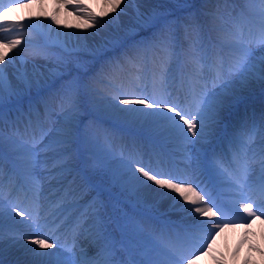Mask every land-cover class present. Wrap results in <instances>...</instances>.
<instances>
[{
  "label": "bare ground",
  "instance_id": "1",
  "mask_svg": "<svg viewBox=\"0 0 264 264\" xmlns=\"http://www.w3.org/2000/svg\"><path fill=\"white\" fill-rule=\"evenodd\" d=\"M164 1L167 0H153L152 3L151 0H146L145 2L149 3L147 4L144 0H122V7H118L115 11H113L112 0H25L22 3L17 2L11 6L6 5L5 0H0V9L7 10L9 7L12 9L11 11H7V21L14 19L24 21V29H27L28 32L27 37H32L31 39H28V41L20 43L13 49H9L4 42L0 43V52H2L5 56L4 62L0 64V68L5 69L6 76L11 81L12 85L17 88L19 94L21 95L28 92L36 94L49 89L55 82L59 83L65 80L70 74V68L72 66L78 68L81 67V64L73 62V57L59 61L58 59L52 58V55H47V58L35 55L36 51H38V46H42L44 48H57L69 53H80L82 55V59L79 61L85 64V66H83V74L88 78L85 82L83 92L80 95V98L82 99L80 104L84 103L90 108L88 112L89 114L87 113L81 115H87L85 117L91 118L98 129V132L90 130L88 132V136L85 135L82 139L78 138L79 142L75 146L76 151L73 154V159L70 164L71 172L64 173L59 175L57 179L50 180L48 173L44 169H42L41 173V170H38V167L30 169L28 164H22L20 162V160H23L27 163L26 148L29 142L27 139L22 138L23 134L19 133L22 129H19L18 126L14 127L15 134L18 138L11 137L9 135L10 133L5 129V123H3L5 139L3 159H5V155L7 158H11L13 160L10 165H8L9 163L7 162L4 166H2L3 174L0 175V177L2 176L0 180V184H2L0 186V191H2L3 196H7V201L4 204L6 210L8 209L9 202L17 205L19 210L28 209L29 204H32L33 202L37 187V184L34 185L33 182L38 181V183H42V185L45 186V188H43V196H39L41 211L47 210L50 204H54L55 201L61 198L74 199L79 204V208L76 211H81L85 207L84 202L88 199L87 197H84V193L83 199L79 197L81 190L74 191L75 188L69 187L73 183L74 179H77V181L80 182L79 178H83L85 176L91 177L96 175L99 177L101 172L106 169L107 163L104 164V159V163L101 161L105 155L100 154V152L96 154L95 149L91 147L92 143L90 144L91 137H96L98 135L101 136L109 145L114 158L118 157L120 160L124 158L128 160L134 158L140 160L142 166L150 165L153 169L171 171L173 173L174 171L172 169V165H175L176 159L179 166L177 168H179L181 172L186 173L183 176L188 177L192 181V185L197 186V184H200L207 187V174L214 176L217 172V170L212 167V162L215 161L216 158L211 157L209 147L217 140L216 138L221 135L219 134L222 131L221 125L223 122H227L226 119H223L220 122V117L218 116L219 130H216L218 127L217 123L214 126L211 135L206 137L205 140L191 145L178 139L175 134L171 133L166 128L163 122H145L144 120H134L118 110L126 108H144L147 111H152L144 104L142 105L136 102L143 99L145 96H153L156 99H166L170 104H189L190 101L185 95L183 83H180V85L177 86L178 83L173 81L175 80V77L172 78L173 74H176L178 71L177 67L175 68V58L173 55H168V62L163 64L168 69L166 82L173 85L172 92H175L176 97H174L173 100L171 98H160L155 90H151L152 86L149 84V80H145L147 73V68L145 67H142L144 72L142 71L143 75L141 77H136V74H132L133 76L130 77L131 79L129 83L124 85L121 84L123 82L122 81L120 84H117L116 90L112 88L100 89L99 87L98 89L91 90L92 88L97 87L92 75L102 73L108 68L112 69L114 65H116L114 62L118 63L122 61L120 63H126V56L133 55L131 60L136 62L135 59H137L138 55L144 48V46H141L139 41L136 40L125 44L122 56H107L110 54L113 46L117 44V38H126L130 31L132 32L134 30L137 33L144 28L137 22V20L128 19L127 16H129V14H126L125 11H132L133 9H136L141 14L150 15L153 10V6H155L156 3L161 5ZM233 3L238 7L246 6L244 7L245 10L250 4V1L233 0ZM78 7H90V11L100 18V23L94 22L93 20L88 19L87 16L78 13L76 11ZM160 7L161 6H159V8ZM224 7L229 6L227 4H222L219 8L224 9ZM230 9L232 10L231 7ZM239 13V10H235L234 12V19H236L237 22H232V20H230L232 29H235V25L239 23L238 17L236 16ZM203 18L206 19L205 17ZM244 20L251 27L259 25L260 22V20L256 21L250 19L248 16ZM101 23L103 26H101ZM180 25L182 33L180 48L181 51L184 52V56L181 61L191 64L189 65V68L191 69L189 70V76L197 78L195 75L197 67L200 69H204V67L197 64L193 60V57L189 55V51L193 47L194 32L197 28L191 26L190 22L186 21L184 18H182ZM257 28H251V30L257 32ZM165 29L166 31L169 30L172 35L173 31H171V29ZM160 32L163 33L164 28H160ZM235 32L233 31L228 34L230 36ZM30 33L32 34L30 35ZM170 34H166V37L173 38ZM245 36L247 35L245 34ZM29 40L31 43H29ZM161 44H165V42L162 41ZM260 55H264V47H261V49L256 53V56ZM12 58L16 59L15 64L8 63L9 59ZM93 58H99V60L94 62ZM5 62L8 63L9 67L5 65ZM132 64L135 66L134 63ZM57 65H59V72L55 76L47 78L46 81L41 83L40 87H32L30 90H25L19 85V81L17 79L18 72H27L30 76L34 71H39L43 72L45 76L48 77L49 69H54ZM160 67L161 63L157 62L155 68L158 71V76ZM110 69L108 71H110ZM113 79L115 80V77H113ZM203 85L204 88H199L201 90H196V93L209 91V84L203 82ZM234 86V95H228L225 98L224 103L229 104L232 102L231 109H233V107L240 102V104H242L243 101L248 100L247 97L249 96L257 97L264 94V86L254 81L249 82L247 86H242L241 84H234ZM131 87L134 88L132 92ZM127 90L129 91V94L127 93ZM64 93H59L58 96L60 95L61 97ZM73 94L74 93H69V95ZM117 97L120 101L127 99L130 103H118ZM75 99L78 98L75 97ZM66 108L67 107L59 110H52V108L49 107L52 111V115L58 116L57 118H60L59 120L61 123L63 112ZM43 112H45V109L41 110V112L36 111L37 114L30 117L28 122L31 121L34 125H37L41 122L38 115ZM45 115L46 113L42 114V116ZM169 115H172V113H169ZM82 117L83 116L79 115V120L77 122L78 128H81L84 122V118ZM263 117L264 116L262 115L257 118V124L261 123V119ZM240 121L243 123L244 120ZM234 123L233 119H231V121H228V126H233ZM189 135L191 134L189 133ZM122 136L126 138L131 137L141 139L151 146L158 154L155 151H151L155 154L149 153L148 156L150 159L148 161H144L141 156L138 155L135 148H128V146L122 145ZM224 145L228 148V156L234 152L232 148L228 147L226 139L224 141ZM163 147L165 149H163ZM142 149L144 151L145 147ZM262 149H264V140H260V142H258V144L254 147H250L249 152L252 153V159L258 158ZM237 151H242V149H238ZM168 153L170 155L172 154L175 159L171 157V161ZM106 155L109 156L107 152ZM154 155H156V157ZM216 155L217 154H215V156ZM144 157L146 158V155ZM108 158L110 160L113 157L110 156ZM219 161H221V165L227 166L226 159H221ZM118 162H112L117 169L120 165ZM12 164H17L19 169H14ZM233 172H231V174ZM24 174H28V176ZM22 175H24V178L27 181V187L19 188V190H17V187L20 184L18 182H13L16 180L21 182ZM137 175L139 174L137 173ZM258 180L259 178L249 173V182L254 183ZM92 181L97 185L99 184L97 179H92ZM80 183L83 184L82 182ZM147 184L150 188H147V186H145V188L139 187L135 192L137 193L141 191V194L143 195L146 193L145 189L154 191L156 197L162 198L158 199L159 208H155L150 205L146 207L130 197L122 200L127 203V206H132L133 214L138 217L140 221H144V215L149 214L151 216L150 221L153 230L159 232V230L161 228H165V224H167L168 229L173 232L176 237H179L183 245L186 239L196 241L197 245L193 246L192 249L184 245V249L187 253H194V264H264V216H260L258 214L257 217L252 219L249 223L245 222L243 218L246 214H243V216L238 214L233 215L223 210L224 213L227 214V218L229 220L236 218L237 222L235 224L229 223L227 227H223L222 229H215L214 238L207 241V243L211 246L204 248L203 251H200L201 245L204 243V237L207 235L204 232L203 225L200 224V221H209L211 223L221 220L223 217L220 215L216 217H201L199 213L191 214L185 209H192L197 206L203 207L204 204L192 205L190 203H186L182 199H179L178 202H174L173 197L177 196L175 192L174 194L170 192L168 195L164 196L161 195V193L168 192L167 189L160 188L151 181H148ZM223 190L226 205L229 206L228 200H230V202L234 203V207H236L238 205L237 201L241 200L242 197L240 192L235 187L234 181H225ZM245 191H247V189H245ZM211 194L213 197L212 191ZM79 200H81L80 203ZM215 202L216 205H218L216 200ZM229 209L235 212V209L230 206ZM217 210V207L213 209V211ZM239 211L242 212V210ZM100 213L107 230L109 232L112 231V227L109 224L108 219H113V214H108V212L104 210ZM45 214L46 212L41 213L42 216ZM124 217L125 215H121L120 219H124ZM62 218L63 217H61V219ZM49 219L50 223L52 218L49 217ZM157 220L162 223L159 224ZM29 224L30 221L27 214H25V216H19L16 214V211H12L11 215H8L6 211L3 224L0 226V230H9H2L3 239L0 240V248L3 249V264H43L45 258L30 251V248L37 249L39 252L52 253L60 251L62 258H72V252H70V255H67L62 250L58 249L55 244H53L54 246L51 248L44 249L39 248L38 245L30 243L31 240L36 238L45 239L46 237L43 235H37L34 228L30 227ZM112 224L114 225V229L118 230L116 223L112 221ZM165 237L170 238L171 243L177 242V240L171 239V234H168V236ZM47 242L52 244L49 241ZM77 244L78 246L73 248V252L78 254L81 249L84 250L88 246L89 250L84 251H86L89 256L95 255L97 249L91 242V237L86 235L81 236ZM118 256L120 258H125V254L122 252L118 253Z\"/></svg>",
  "mask_w": 264,
  "mask_h": 264
},
{
  "label": "snow or ice",
  "instance_id": "2",
  "mask_svg": "<svg viewBox=\"0 0 264 264\" xmlns=\"http://www.w3.org/2000/svg\"><path fill=\"white\" fill-rule=\"evenodd\" d=\"M121 2L122 0H113L112 10L115 11ZM259 2L264 4V0H259ZM11 10L10 7L7 10L0 9V24L11 23L7 21V11ZM78 10H80L79 7ZM155 15V11L152 17H144V14H139L140 18L145 21L154 18ZM88 19L100 23V18L94 13L90 14ZM101 26H103L102 23ZM15 27L23 29L24 25L22 23L16 24ZM0 43H3V41H0ZM20 43L19 39L8 41L12 48H15ZM29 43H31L30 40ZM225 43L230 47L232 55L230 63L226 66V71H223L225 69L223 58L219 61L222 71L217 73L216 78L212 82V89L219 87V91L210 90L194 94L191 102L186 105L170 104L166 99L145 96L136 102L142 105L147 104V107L153 109V111H147L144 108H126L118 109L119 112L134 120L163 122L171 133L187 144L194 145L205 140L206 137L211 135L214 126L219 123L218 116L225 103V98L230 94L234 95L235 92L234 84L226 80L225 76L235 77L242 86H247L249 82L253 81L264 86V55H255V49L264 47V26L260 28L257 34L247 37L244 31L239 29L231 34L225 40ZM35 55L47 58V53L43 49L37 51ZM4 59V54L0 52V64L4 62ZM15 62V58L8 61L9 64H15ZM198 71L197 69V73ZM58 72L59 65L54 69H49L48 77L39 71H34L30 76L27 72H18L17 79L23 89L30 90L32 87H40L42 82L51 76H55ZM167 74L168 69L161 65L159 81L162 86L166 83ZM164 91H167L166 88ZM73 92V95H69V93ZM75 94H78V89L74 91L69 86L60 97L61 106L64 104L68 105L63 112L60 127L51 130V135L48 131H42L39 138L33 135L31 142L26 148L29 168L35 169L42 166L48 173L50 180L57 179L59 175L71 172L70 164L76 151L75 146L78 143L76 129L80 115L79 102L75 99ZM18 95L19 91L6 76L5 69L0 68V175L3 174L5 101L11 100ZM149 99L152 100L151 104L148 103ZM117 100L118 103H130L127 99L120 101L117 97ZM50 111L48 103L45 102V112L49 113ZM169 113H172V115H169ZM258 131L262 133V138H264V118L261 119L259 125L253 120L249 130V141L255 140ZM231 143L243 144V141L239 137H234ZM252 162L260 166V177L257 182H249L250 164L247 160L240 162L231 174L234 185L242 197L241 200L237 201L238 215L243 216V214H246L243 218L245 222L249 223L258 214L264 216V149L261 150L259 157L254 158ZM220 166L221 161L215 160L212 162L214 169L219 170ZM113 177L130 192L137 191L140 186H149L147 182L151 181L160 188L168 190V192L161 193V195L166 196L170 192H175L177 196L173 197L174 202L182 199L192 205L204 204L203 207L197 206L192 209H185L191 214L199 213L201 217L222 216L221 220L211 223L209 221H200L204 232L207 234L204 237V243L201 245L200 251L211 246L207 241L214 238L215 229H222L227 227L229 223L235 224L237 222L236 218L231 220L227 218V214L216 205L211 192L205 186L197 184V187L201 189L198 192L195 187H192V181L186 176L177 175L171 171L153 169L150 165L141 166V161L133 158L122 161L118 170L113 171ZM34 183L37 184V188L31 210H19L17 205L11 202H9L6 210L3 194L0 191V226L3 224L6 211L8 215H11L12 211H16L19 216L27 214L30 221L29 226L34 228L37 235L46 236L45 239L36 238L31 240L30 243L38 245L39 248L47 249L54 246L47 242L48 239H52L58 249H66L68 252H72V258H62L60 251L49 253L39 252L37 249L30 248V251L45 258L43 264H194V253L185 251L179 237H177L176 243L169 242L160 246H150L143 240L145 231L143 223L135 221L133 217H128L127 214L124 217L125 222L118 225L121 228V238L117 241L107 230L99 210L102 204L97 206L95 198L89 202L91 205L90 211L86 208L82 212L76 211L79 208V204L74 199L61 198L55 201L54 204H50L46 214L42 216L38 181H34ZM201 192L204 195H201ZM252 192L257 194V199L253 200L251 195H249ZM213 207H217L218 210L213 211ZM239 210H242V213ZM49 217L52 218L51 225L49 224ZM61 217L63 218L61 219ZM45 229L51 230L52 234L49 235L44 231ZM61 230L66 237H71V244L68 243L67 239L63 242L61 241L60 235L56 234ZM85 235L91 237V242L97 249L93 256H89L83 249L78 254L73 252V248L78 246L79 238ZM2 239L3 233L0 230V240ZM121 252L125 254L126 258L118 256V253ZM0 264H3L2 248H0Z\"/></svg>",
  "mask_w": 264,
  "mask_h": 264
},
{
  "label": "rangeland",
  "instance_id": "3",
  "mask_svg": "<svg viewBox=\"0 0 264 264\" xmlns=\"http://www.w3.org/2000/svg\"><path fill=\"white\" fill-rule=\"evenodd\" d=\"M8 1H9V3H16V2H20L21 0H15V2H14V0H8ZM145 1L146 0H144V2ZM217 1H219V0H206V1H204V0H186V2H185V0H167V1L162 2L161 5L159 3H156V5L153 6V10H152L150 15L144 14V17H152L153 12L155 11V13H156L155 17L148 19L146 21L142 20L140 18L139 14H141V13H139L138 10H136V9H133L132 11L126 10L125 13L129 14V16H127V18L131 19V20H137V22L139 24H141L142 27H144V28L140 32H137V33L134 30L132 32L130 31L128 33L126 39L125 38H123V39L117 38L119 42L117 41V44H115L113 46L110 54L107 56H109V57H113L114 55H117L118 57L122 56L123 47L125 46L124 44L138 40L139 43L141 44V46L143 44L150 43V46L148 49H151L153 51L154 56H155V54L158 56V58H159L158 62H160L161 65L166 64L168 62V55L174 56V54H175L176 57L179 56L178 53H179L180 29H181L180 24H181L182 18H184V19H186V21L190 22L191 26L197 28V29H195V32H194L193 47L189 51L190 52L189 55H191L193 57V60L197 64L202 65L204 67V69H200L197 67V69L199 71L197 73V70H196L195 75L197 77V75H200V74L204 75L205 73H209V75H210L213 73L212 79L214 80L217 76V73L222 71V69L219 66L220 59L223 58V60L225 62V69H223V71H226V66L229 63V62H227V57L230 54L231 49L228 46V44L225 43V40L227 39L226 34L228 33V30L226 29V25L224 23H226L229 27H232L231 22H229V23L227 22L228 19L232 20L231 18H229L231 16V12L229 11L230 7H224V9L219 8L221 5L219 4V2L217 3ZM221 1L225 2V0H221ZM147 2H145V3H147ZM152 2H153V0H151V3ZM227 2H229V0H227ZM147 4H149V3H147ZM218 4H219V7H218ZM159 6H161V7L159 8ZM233 6H234V9L236 10V8H235L236 5L234 4ZM121 7H122V5L120 3L119 8H121ZM76 11L80 14L87 16V17L93 13L92 11H88L86 8H80V10H78V8H77ZM225 11H226L228 16L224 15ZM248 12L252 16L264 15V4H261L259 2V0H253L252 5L250 6ZM200 14H202L205 17H209V18L207 20H202V19H200ZM221 16H222V19L220 18ZM224 19L227 21H225ZM233 20H234V18H233ZM233 20H232V22H233ZM261 25L264 26V20H262ZM241 27L245 33L246 29H245L244 25L241 24ZM160 28H164L163 33L160 32ZM165 28L171 29V31H173L172 35L174 38H171V37L167 38L166 37V34L169 35L171 32L169 30L166 31ZM204 29H208L210 32L208 34H206V32H204ZM230 31L235 32V29H230ZM24 33L25 32L23 31L22 34H24ZM31 34L32 33H30V35ZM147 34H148V36H147ZM25 37H27V36L25 35ZM219 37H221L222 39H220ZM216 38L219 41H217V40L215 41ZM22 39L24 40V38H22ZM10 40H13V39H10ZM129 40H131V41H129ZM126 41H128V42H126ZM162 41H164L165 44H161ZM203 46H205V48H203ZM121 48H122V50H121ZM166 48H167V50H166ZM41 49H43L47 53V55L52 54L54 58H57L59 60L66 59V58L70 57L69 53L61 51V50L56 49V48H47L45 50V48L42 46L37 47L38 51ZM47 50H49V52L51 54L48 53ZM113 50H115V52H120V51L121 52L119 54H117V53L113 52ZM143 50H144V48H143ZM143 50L138 55L139 57L137 58V60L141 59L144 62L145 60L149 59L150 52L149 51L143 52ZM204 53H205V57H204ZM193 54L195 57L193 56ZM225 55H226V57H225ZM75 56L76 57L74 59L79 61L78 56H80V54L75 53ZM132 58H133V55H132ZM205 58L208 60H206ZM207 61H210L212 63V67H209V71L207 69V65H208ZM200 62H201V64H200ZM175 63L176 62L174 59V64ZM155 65H157V64L155 63ZM189 65H191V64H189ZM80 66L81 67H79V69L83 72V66L82 65H80ZM73 67L74 66H72L71 68H73ZM182 68L184 69L182 74H185L186 73V70H185L186 64H182ZM79 69H74L72 71V74L74 76L71 79L69 78V75H68L65 80H63L59 83H54V85L56 84V86H57L56 89L51 88L49 90L48 95L55 98L53 100L52 106L50 105L52 110H59V109H62L64 107H68L67 104H64L63 106H61L60 95L58 96V94H59L58 90H61L60 93H62L63 87H64V90H66L69 86H71L73 90L78 89V94H76V97H79L80 94L82 93L84 83L87 79L82 78V73L80 72ZM135 72H137V71H135ZM96 76H97V74L94 75L93 77H95L96 80H98L99 76H97V77ZM206 76H208V75L206 74ZM174 77L177 78V75L173 74L172 78H174ZM179 77L182 78V76H179ZM225 79L231 81L233 84H239V81L236 80L235 77L225 76ZM145 80L148 81V79L146 77H145ZM158 82L160 83L159 76H158ZM166 83L168 84V82H166ZM206 83H208V82H206ZM190 85H191V82H189V86ZM208 87H209L208 88L209 91L210 90L216 91V89H212V88L210 89V84ZM165 88L167 90L166 92L164 91ZM217 88L219 89V87H217ZM161 89H163V94H165V96H168V95L172 96L170 89L168 88V85H164L163 87H161ZM127 93L129 94L128 90H127ZM39 97H41L40 94H39ZM257 97L264 98V94H261ZM48 98L50 100H52V98H50V97H48ZM188 98H189V96H188ZM252 100L253 99H248L246 101H243L240 106L238 105L239 107H237V110H239V111L242 110V113L240 115H243L245 112L247 113V109L249 108ZM148 103L151 104V102H148ZM5 104L6 105H5L4 110L9 109V108L14 106L13 104H11L9 102V100H6ZM229 105L231 107L232 102H230L229 104H224L223 108H222V112L230 109ZM89 110H90V108L87 107L86 112L85 113L82 112L80 114H87L89 112ZM50 112L52 113V111H50ZM262 115L263 114H261V116ZM50 116L51 115L48 114V118ZM219 117H221V116L219 115ZM236 117L238 118L239 116H236ZM5 118H7L6 114H5ZM239 118H241V117H239ZM240 120H245V118L240 119ZM49 121H50V123L53 122L52 120H49ZM233 121L236 122L235 119H233ZM27 122H28V120H26V123ZM4 123H5V129L10 134L16 135L15 129H14V127L16 125H14V127H13L11 124H8L6 121H4ZM243 123H244V121H243ZM246 124H247V122H246ZM246 124H245V126H246ZM26 128H27V125H26ZM87 128H89V126L81 129V131H84L83 133L89 132L90 130ZM26 130L28 131V129H26ZM19 133L20 134L22 133L23 134L22 138H25L23 131H20ZM83 133H82V137H83ZM86 135L88 136L89 134H86ZM90 144H91V147L95 149L96 154H98V152H100V154L105 155L103 158L101 155V158H102L101 161L103 162V159H104L105 163L104 162L103 163L108 164V161H109L108 157L111 156V152H107V154H109V156L106 155V151L102 152L103 148H108L110 150L109 145L103 140V138L99 135L96 137H91ZM113 171H115V169L110 167V170H103L101 172V174L99 175V177L95 176L96 178L101 179V181L103 183H106L108 185L114 184V181L117 183L115 188H107V193H100L99 195H95L93 198H95L96 203H106L107 197L105 195H108L111 192L112 193L117 192V193H120L121 195L123 194L122 189L118 188V186L121 185V183L118 180L114 179ZM1 178H2V176L0 177V180H1ZM101 184L102 183H100L98 185H101ZM140 188H145V186H140ZM147 188H150V187L147 186ZM145 191H146V193H144L143 195L141 194L142 193L141 191L137 192V193H140L137 197L141 201L140 203L144 204L145 206L150 205V206H153L155 208H159L160 206H159L158 199H162V198L156 197V199H154V195H155L154 191H149L147 189H145ZM83 193H84V197L89 198V194H87L86 192H83ZM171 193L174 194V192H171ZM3 200L7 201V196H3ZM117 209H119V208H117ZM117 209H116V212L118 213ZM119 210L123 211L121 209H119ZM1 230L9 231L8 229H1ZM46 232L49 234L47 229H46Z\"/></svg>",
  "mask_w": 264,
  "mask_h": 264
}]
</instances>
